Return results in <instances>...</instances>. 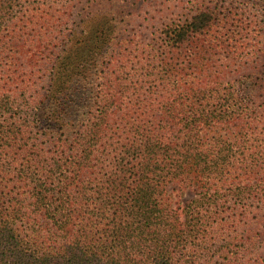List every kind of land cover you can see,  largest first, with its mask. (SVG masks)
Listing matches in <instances>:
<instances>
[{
  "label": "trees",
  "instance_id": "obj_1",
  "mask_svg": "<svg viewBox=\"0 0 264 264\" xmlns=\"http://www.w3.org/2000/svg\"><path fill=\"white\" fill-rule=\"evenodd\" d=\"M23 1L0 0V68L16 66L0 74V264H264V129L234 93L183 80L184 37L192 73L216 71L213 11L166 31L153 78L115 79L86 46L27 99L8 28ZM227 86L257 94L264 76Z\"/></svg>",
  "mask_w": 264,
  "mask_h": 264
},
{
  "label": "rangeland",
  "instance_id": "obj_2",
  "mask_svg": "<svg viewBox=\"0 0 264 264\" xmlns=\"http://www.w3.org/2000/svg\"><path fill=\"white\" fill-rule=\"evenodd\" d=\"M22 6L25 16L17 21L18 26L11 23L8 28L21 30L27 45L16 56L22 80L29 87L27 99L36 91H45V83L56 74V60L61 53L68 58L86 46H95L99 61L114 71L111 77L115 79L139 75L153 78L161 72L166 31L175 27L174 23L187 25L203 10L213 11L214 16L200 26L199 33L213 46L208 60L216 71L208 80L203 72L192 73V43L184 37L183 80L192 81L198 76L202 78L199 87L234 93L250 105L261 123L259 127L264 129V90L255 94L227 86L233 79L264 76V0H24ZM233 50L236 54L232 57L229 53ZM15 70L12 62H3L0 74L5 78ZM217 77L225 85H217ZM7 78L11 99L22 103L24 98L15 91L17 85H12L15 76ZM172 192L182 206L193 197L192 191L178 197V185L172 186Z\"/></svg>",
  "mask_w": 264,
  "mask_h": 264
}]
</instances>
